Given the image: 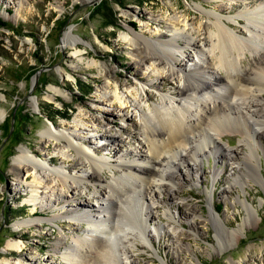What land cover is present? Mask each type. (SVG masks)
Here are the masks:
<instances>
[{"label":"rangeland","instance_id":"1","mask_svg":"<svg viewBox=\"0 0 264 264\" xmlns=\"http://www.w3.org/2000/svg\"><path fill=\"white\" fill-rule=\"evenodd\" d=\"M257 3L252 0H0V19L5 24L0 25V262L17 257L7 250V242L22 235L21 239L31 250L26 248L21 256L33 259L31 264H67L57 249L60 231L68 234L69 244V235L82 234L87 227L84 221L72 222L68 216L49 221L56 211L52 212L46 200L31 202L30 180L23 181L13 169L15 156L28 148L39 151L44 158L53 157L55 166L63 162L66 168L73 166L72 157L65 159L63 153L74 152L55 139L44 137L52 122L85 137L90 146L100 147L99 156L113 166L121 156L141 169L145 167L141 161L134 163L130 153L144 142L140 114L135 106L146 110L148 96L149 104L159 103L160 93L173 95L183 83L168 76L158 80L151 77L136 62L124 34L129 29L145 38L155 31L166 33L171 18L181 14L187 25L180 22L179 26L194 34L196 47H202L207 20L202 11L216 14L221 11L231 20L233 28L245 34L246 21L234 16L246 7H256ZM144 23L148 27H143ZM192 27L201 29L194 33ZM139 44L149 47L145 51L155 57V44L141 41ZM179 44L182 41L176 43ZM187 52L196 57L191 47ZM175 56L183 67L187 65L181 53L175 52ZM209 59L212 64L207 70H215L221 77V85L225 87L222 95L229 101L236 100L228 92L238 88L226 77L228 72L235 74L237 70L215 68V60ZM254 59L246 50L240 58L242 72L252 73L256 66H264L260 64L264 58ZM96 62L97 65H89ZM116 84L120 95L133 100L124 105V111L103 97L104 93L111 95ZM135 85L139 89L143 86L144 93L131 95ZM227 103V110L236 111ZM251 105V110L262 109L264 99H255ZM76 119L81 121L82 129L75 125ZM223 121L220 141L223 152L208 153L198 159L193 169L182 166L176 172L174 189L167 193L158 190V198L151 204L153 219L149 217L146 223L154 237V247L149 243L148 247L132 249L129 256L136 261L130 262L123 256L122 264H264V121L260 125L250 121L255 133L247 142L242 135L246 131L240 124L243 121ZM110 132L119 137L117 142L104 139ZM249 145L254 146V162L260 167L258 175L246 162L244 167H237L243 164L246 153L252 151ZM183 152L191 158L188 151ZM79 170L74 168L73 173ZM215 172H218L216 181ZM240 176V183H235L234 179ZM95 186L103 187L97 182L91 186V192L82 190L76 202L83 207L95 203L92 197ZM65 194L67 202L54 205L56 209L75 203L71 201L72 195ZM46 196L51 197L49 193ZM193 206L198 208L196 213L192 212ZM210 206L215 209L214 215L223 220L226 230L216 220H206ZM34 207L38 210L35 216ZM42 215L44 221L37 227L18 225ZM174 227L181 233L177 239L171 236Z\"/></svg>","mask_w":264,"mask_h":264},{"label":"bare ground","instance_id":"2","mask_svg":"<svg viewBox=\"0 0 264 264\" xmlns=\"http://www.w3.org/2000/svg\"><path fill=\"white\" fill-rule=\"evenodd\" d=\"M252 1L258 2L256 7H246L234 16L246 21L244 27L247 33L245 34L233 28L231 20L220 10L219 14L202 11L207 19L203 26L205 33L202 35L204 39L202 47H196L197 41L194 39V34L186 30V18L181 14L171 18V24L167 27L166 33L155 31L151 33L150 38H145L142 34L131 33L129 29L130 32L124 34L123 39L131 47L133 51L131 53L136 62L141 63L151 77L155 76L158 80L162 76H168L176 81L181 80L183 83L173 92V95L160 93L159 103L149 104L151 97L148 96L146 110L142 106H135L134 103L135 108L139 110L144 142L140 143V147L132 149L130 153L134 163L135 161L145 163L142 169L121 156L118 157L119 163L113 166L106 158L99 156L100 147L90 146V141L85 137L77 135L71 129H61V125L54 122L51 128L45 129L44 137L55 139L69 152H74L71 155L63 153L65 159L72 157L73 166L66 168L64 162L61 166H55L56 160L53 157L44 158L39 151L29 148L21 149L15 156L13 169L21 175L23 181L30 180L28 186L33 192L31 202L42 203L46 200L50 203L52 212L56 211L49 221L56 222L68 216L71 217L72 222L79 220L87 224L82 234L69 235L71 236L69 244L66 240L68 234L60 231L57 249L65 263L122 264L123 256L130 262H135L136 260H131L132 257L129 256L132 249L148 247L149 243L154 247V237L151 236L146 223L149 217L152 216L153 219L151 204L155 202V198H158V190L164 189L166 193L171 192L175 187L176 172L181 170L182 166L193 169L198 159L206 157L208 153L223 152L220 143L223 120L243 121L240 124L244 126L243 129H246L242 133L244 140L246 142L251 140L255 130L250 121L255 125H260V122L264 121V108L251 110L253 108L251 104L255 99H264V66H256L252 73L242 72L239 68L240 58L246 50L250 51L255 59L256 57L264 58V0ZM198 7L204 6L198 5ZM180 22H183L185 27L181 28ZM201 23L203 25V22ZM142 26L148 27V24L144 23ZM200 29L192 27L194 33L199 32ZM139 41L142 44H155L154 58L145 51V48L149 47L141 46ZM176 41H182V44L176 45ZM189 47L196 53L195 58L188 54ZM175 52L181 53L183 60L186 59L185 67L181 65ZM210 57L215 60L213 63L215 68L220 66V68L231 69L232 72L237 70V73L228 72L227 77L225 76L238 88L235 91L230 89L231 91L228 92L232 93L236 100L229 101L222 95L225 87L221 85V77L214 72L213 66L211 69L214 71L207 70L212 64ZM263 63L264 59L260 64ZM91 64L97 65L98 62L89 65ZM119 89V85L116 84L112 94L104 93L103 97L112 103V106L124 111V105L128 101L133 103V100L127 95H120ZM226 90L228 91L229 88ZM136 93L138 95L144 93L143 86L139 89L135 85L131 95ZM226 103L229 108L231 106L236 111L227 110ZM74 123L82 129L79 119H76ZM104 139L114 143L119 140V137L110 132ZM249 149L252 151L246 153L243 164L237 167L245 165L246 162L258 175L257 169L260 167L254 162L256 159L254 146L249 145ZM183 150L188 151L191 158H187ZM229 155L230 153H225V156ZM189 160L194 161V164H191ZM52 164L54 167H50ZM74 168H79V173L74 174ZM106 172L108 174L105 177ZM217 174L218 172H215L213 175L214 181L217 180ZM240 178L241 176L238 179L235 178V183L239 182ZM244 180L242 177V183H245ZM85 182L91 185L88 186ZM97 182H101L103 187L95 186L92 196L95 203L85 207L77 203L75 198L82 194V190L91 192V186ZM65 192L73 196L74 199L71 201L75 203H70L60 210L56 209L54 205L67 202ZM47 193L50 194V199H47ZM192 210L196 213L198 208L193 206ZM214 210L210 206L209 217L206 220H216L220 228L225 229L223 220L214 215ZM247 211L251 212L250 208L247 207ZM32 212L35 216L38 212L37 208L34 207ZM40 212L44 213V210ZM43 217V215L36 216L18 225L29 229L37 227L44 221ZM169 218L173 219L170 216ZM176 230L177 227H174L172 237L176 238L181 234ZM19 237L7 242V250L17 257L5 258L0 264H27L28 261L31 264L33 259H24L21 256L28 246L21 239L22 235ZM28 249L31 250L30 247Z\"/></svg>","mask_w":264,"mask_h":264},{"label":"trees","instance_id":"3","mask_svg":"<svg viewBox=\"0 0 264 264\" xmlns=\"http://www.w3.org/2000/svg\"><path fill=\"white\" fill-rule=\"evenodd\" d=\"M0 25H5L3 22H2V20L0 19Z\"/></svg>","mask_w":264,"mask_h":264},{"label":"water","instance_id":"4","mask_svg":"<svg viewBox=\"0 0 264 264\" xmlns=\"http://www.w3.org/2000/svg\"><path fill=\"white\" fill-rule=\"evenodd\" d=\"M97 1H99V0H94V2H97ZM37 79V78H36Z\"/></svg>","mask_w":264,"mask_h":264}]
</instances>
